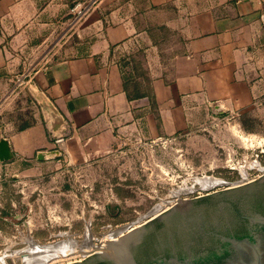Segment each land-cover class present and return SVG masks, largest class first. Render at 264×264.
Returning <instances> with one entry per match:
<instances>
[{
	"label": "crops",
	"instance_id": "crops-1",
	"mask_svg": "<svg viewBox=\"0 0 264 264\" xmlns=\"http://www.w3.org/2000/svg\"><path fill=\"white\" fill-rule=\"evenodd\" d=\"M89 1L71 27L69 8ZM34 55L54 58L22 69ZM16 90L40 115L3 137L13 159L0 170L79 165L127 142L192 133L212 115L261 113L264 0H0V108Z\"/></svg>",
	"mask_w": 264,
	"mask_h": 264
},
{
	"label": "rangeland",
	"instance_id": "rangeland-1",
	"mask_svg": "<svg viewBox=\"0 0 264 264\" xmlns=\"http://www.w3.org/2000/svg\"><path fill=\"white\" fill-rule=\"evenodd\" d=\"M53 58H22L21 68L31 72ZM260 104L261 113L212 115L192 133L127 142L92 162L44 170L19 165L1 169L0 264H21V253L36 246H98L178 200L205 201L228 194L224 189L229 185L258 182L264 173V95ZM39 110L29 95L16 90L0 108V139L36 123ZM200 179L225 185L206 190ZM29 259L25 264H38L42 258ZM80 260L74 255L49 264Z\"/></svg>",
	"mask_w": 264,
	"mask_h": 264
},
{
	"label": "water",
	"instance_id": "water-1",
	"mask_svg": "<svg viewBox=\"0 0 264 264\" xmlns=\"http://www.w3.org/2000/svg\"><path fill=\"white\" fill-rule=\"evenodd\" d=\"M49 118L51 121L48 132L51 138L59 144L63 140L64 128L61 134H56V132H58L60 126L63 125V121L59 118V115L54 109H52V113L49 114ZM58 154L57 151L49 154L39 153L38 159L43 160L45 156H56ZM12 159L13 153L8 141L1 138L0 162L6 163ZM263 181L264 173L261 178H259L258 182L252 185H249V183L227 186L224 191L228 192V194L222 197L196 203L187 200H178L176 203L170 205L168 209L150 217L137 227L128 229L125 234L122 233L118 238H115V240L110 239L104 241V243L98 246H94L89 242V244L85 246L88 247L87 249L80 247L78 250H75V254L58 257L55 260L76 255L81 256L82 260L68 264H88L95 261L99 262V260L108 261L112 264H135L131 250L139 242L141 234L149 224L155 221H161L165 218L167 219L165 222L168 225H172L171 223L177 224V222L182 224L181 227L172 226V229L170 226L166 225L168 226L166 227L168 230V237H171V239L173 238L172 242L174 245H181L183 243L184 248H186L189 253L193 254H197L205 249L214 251L218 248L217 244L204 238L201 239L199 236L203 232L210 233L213 229L220 231L232 230L234 229L233 224L238 213H246L254 209H260L261 204H264V199L262 196H258L257 193ZM223 185H225V183L221 186ZM261 222L264 223V220L261 219ZM158 227V225L154 224L152 229L155 230ZM227 241L231 243L228 255L221 261L211 264H264V237H262V234L257 233L254 241ZM88 250L89 252H86ZM16 263L18 264L19 260H16ZM173 264L192 263L175 261Z\"/></svg>",
	"mask_w": 264,
	"mask_h": 264
},
{
	"label": "flooded vegetation",
	"instance_id": "flooded-vegetation-1",
	"mask_svg": "<svg viewBox=\"0 0 264 264\" xmlns=\"http://www.w3.org/2000/svg\"><path fill=\"white\" fill-rule=\"evenodd\" d=\"M261 183L262 185L257 194L264 199V181ZM261 219L264 220V204H261L260 209L238 213L233 224L234 229L232 230L220 231L213 229L210 233L203 232L199 238H204L217 244L218 248L214 251L205 249L197 254L189 253L184 248L183 243L181 245H174L172 242L173 238L168 237L166 227L170 226L172 229V226L181 227L182 224L177 222V224L171 223L172 225H168L165 222L166 218L161 221H155V223L153 222L145 228L139 242L132 248V258L135 264H173L175 261L190 262L192 264L216 263L225 258L229 253L231 243L227 240L254 241L257 233L262 234V237H264V223L261 222ZM154 224L162 225L153 230L152 226ZM99 262L112 264L104 260H99Z\"/></svg>",
	"mask_w": 264,
	"mask_h": 264
},
{
	"label": "bare ground",
	"instance_id": "bare-ground-1",
	"mask_svg": "<svg viewBox=\"0 0 264 264\" xmlns=\"http://www.w3.org/2000/svg\"><path fill=\"white\" fill-rule=\"evenodd\" d=\"M198 182L201 188H205V189L207 188L206 190H209V188L212 189V187L215 188L216 185L221 184V181L215 179H200L198 180ZM162 210H164V207H161L158 211H162ZM121 234H122L121 232L120 233L118 232L116 237H114V235L113 236L109 235L108 240L113 238L115 240V238H118ZM82 248H86V247L82 246ZM33 250L34 251L25 250L21 253V256L23 258L21 264H25V260H31L29 259L30 256H34L35 259L42 258L41 259L42 262L40 261V263L38 264H45V263L49 264L51 263L50 261H53L58 257H64L66 255H72L76 253L73 246H71L69 243H63V242L57 243L56 245H49L45 247L36 246L35 248H33Z\"/></svg>",
	"mask_w": 264,
	"mask_h": 264
},
{
	"label": "built area",
	"instance_id": "built-area-1",
	"mask_svg": "<svg viewBox=\"0 0 264 264\" xmlns=\"http://www.w3.org/2000/svg\"><path fill=\"white\" fill-rule=\"evenodd\" d=\"M94 2H75L68 11V16L70 20V26L73 27L77 23L81 22L82 19L88 14L93 6Z\"/></svg>",
	"mask_w": 264,
	"mask_h": 264
},
{
	"label": "trees",
	"instance_id": "trees-1",
	"mask_svg": "<svg viewBox=\"0 0 264 264\" xmlns=\"http://www.w3.org/2000/svg\"><path fill=\"white\" fill-rule=\"evenodd\" d=\"M155 223V222H154ZM159 227L162 225V224H157ZM90 264H105V263H103V262H92V263H90Z\"/></svg>",
	"mask_w": 264,
	"mask_h": 264
}]
</instances>
